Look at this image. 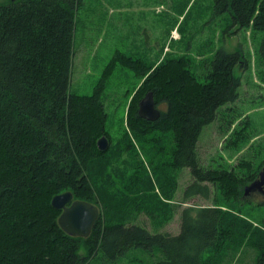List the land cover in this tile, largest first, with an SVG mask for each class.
Listing matches in <instances>:
<instances>
[{
    "label": "trees",
    "instance_id": "1",
    "mask_svg": "<svg viewBox=\"0 0 264 264\" xmlns=\"http://www.w3.org/2000/svg\"><path fill=\"white\" fill-rule=\"evenodd\" d=\"M82 5L83 0H0V264H114L127 254L138 257L135 264H214L227 241L251 246L258 252L255 264H264V222L254 225L220 202L183 208L176 233L151 231L136 222L135 204L121 197L116 179L109 178H123L119 166L112 165L120 151L131 150L132 141L124 134L116 147H97V139L108 134L107 78L101 75L90 94L68 91ZM214 8L237 28H250L264 61V0H214ZM147 57L119 52L109 61L143 80L126 116L134 136L142 132L162 142L164 136L154 138L155 132L167 135L169 167H187L192 176L186 197L189 192L207 196L210 184L227 205L249 201L243 199L244 186L257 177L260 165L250 169L241 161V173L203 166L197 154L202 128L239 95L234 68L248 64L243 52L218 48L199 60L175 54L159 62ZM148 91L160 110L152 121L137 113ZM118 181L128 187L152 185L139 175ZM67 190L74 199L100 204L87 237L69 235L58 224L60 209L51 198ZM146 255L148 260L141 257Z\"/></svg>",
    "mask_w": 264,
    "mask_h": 264
},
{
    "label": "rangeland",
    "instance_id": "2",
    "mask_svg": "<svg viewBox=\"0 0 264 264\" xmlns=\"http://www.w3.org/2000/svg\"><path fill=\"white\" fill-rule=\"evenodd\" d=\"M257 44L258 39L253 37L249 27L237 28L223 14L215 12L214 0H83L77 11L68 91L90 94L101 75L107 78L103 90L106 137L114 147L124 134L129 143H133L131 150L120 151L112 167L119 166L123 178L139 175L150 179L152 184L147 182L149 186L144 188L122 186L118 180L122 182L123 178L109 176L116 179L114 186L118 187L119 195L135 204L136 222L151 231L176 233L183 208L196 209L220 202L233 213L239 211L243 219L262 225L264 198L258 194L244 196L243 193V199L249 201L227 205L210 184L207 196L190 195L189 192L186 197L185 190L192 182V176L187 167H169V147L165 146L166 141L169 142L167 135L155 132L154 138L164 136L162 142L156 140L158 137L153 139L142 132L134 136L126 123L129 104L142 78L125 66H111L109 61L119 52L133 57L158 56L152 59L156 62L169 54L199 60L212 56L218 48L243 52L248 64L234 68V74L240 80L239 95L234 102L221 106L215 119L202 128L197 154L203 166L234 168L241 172L245 169H238L239 163L247 161L251 164L250 169L260 165V170L264 166V61L257 55ZM198 51L202 55H197ZM159 108H165V105ZM242 124L244 132L238 135L235 131L243 127ZM242 135L247 139L241 140L239 136ZM93 202L101 208L99 203ZM159 221L162 224L156 226ZM222 249V253L212 259L214 264H255L258 252L245 243L235 246V242L227 241ZM141 257L149 259L147 255ZM134 262H139L138 257L127 254L114 264Z\"/></svg>",
    "mask_w": 264,
    "mask_h": 264
},
{
    "label": "water",
    "instance_id": "3",
    "mask_svg": "<svg viewBox=\"0 0 264 264\" xmlns=\"http://www.w3.org/2000/svg\"><path fill=\"white\" fill-rule=\"evenodd\" d=\"M137 113L150 121L159 117L160 110L155 105L152 91L146 92L139 100ZM97 147L101 151L109 147V141L105 135L97 139ZM256 186H261L264 191V166L258 171L257 177L244 186V196H247ZM51 205L61 210L58 224L72 236L87 237L99 215L97 205L84 199H74L73 193L69 190L53 195Z\"/></svg>",
    "mask_w": 264,
    "mask_h": 264
},
{
    "label": "flooded vegetation",
    "instance_id": "4",
    "mask_svg": "<svg viewBox=\"0 0 264 264\" xmlns=\"http://www.w3.org/2000/svg\"><path fill=\"white\" fill-rule=\"evenodd\" d=\"M250 194H258L264 198V191L262 190L261 186H256L255 189L251 190L247 195Z\"/></svg>",
    "mask_w": 264,
    "mask_h": 264
},
{
    "label": "crops",
    "instance_id": "5",
    "mask_svg": "<svg viewBox=\"0 0 264 264\" xmlns=\"http://www.w3.org/2000/svg\"><path fill=\"white\" fill-rule=\"evenodd\" d=\"M147 58H149V59H156V58H158V56L156 57V56H151V58L150 57H147Z\"/></svg>",
    "mask_w": 264,
    "mask_h": 264
}]
</instances>
